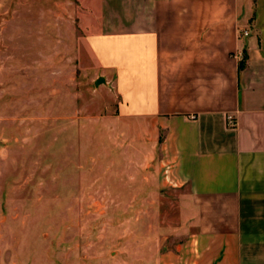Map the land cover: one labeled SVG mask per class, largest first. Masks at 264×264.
<instances>
[{
    "label": "crops",
    "instance_id": "obj_1",
    "mask_svg": "<svg viewBox=\"0 0 264 264\" xmlns=\"http://www.w3.org/2000/svg\"><path fill=\"white\" fill-rule=\"evenodd\" d=\"M83 1L129 158L177 194L175 221L129 230L115 264H264V0Z\"/></svg>",
    "mask_w": 264,
    "mask_h": 264
},
{
    "label": "rangeland",
    "instance_id": "obj_2",
    "mask_svg": "<svg viewBox=\"0 0 264 264\" xmlns=\"http://www.w3.org/2000/svg\"><path fill=\"white\" fill-rule=\"evenodd\" d=\"M84 4L0 0V264H115L129 230L177 217L95 84Z\"/></svg>",
    "mask_w": 264,
    "mask_h": 264
},
{
    "label": "built area",
    "instance_id": "obj_3",
    "mask_svg": "<svg viewBox=\"0 0 264 264\" xmlns=\"http://www.w3.org/2000/svg\"><path fill=\"white\" fill-rule=\"evenodd\" d=\"M227 121H228V125L231 127L236 125V119H235L234 115H232V114H229L227 116Z\"/></svg>",
    "mask_w": 264,
    "mask_h": 264
},
{
    "label": "trees",
    "instance_id": "obj_4",
    "mask_svg": "<svg viewBox=\"0 0 264 264\" xmlns=\"http://www.w3.org/2000/svg\"><path fill=\"white\" fill-rule=\"evenodd\" d=\"M246 57L240 62V68H244Z\"/></svg>",
    "mask_w": 264,
    "mask_h": 264
},
{
    "label": "water",
    "instance_id": "obj_5",
    "mask_svg": "<svg viewBox=\"0 0 264 264\" xmlns=\"http://www.w3.org/2000/svg\"><path fill=\"white\" fill-rule=\"evenodd\" d=\"M103 82V79H98L97 81H96V85H99V84H101Z\"/></svg>",
    "mask_w": 264,
    "mask_h": 264
}]
</instances>
